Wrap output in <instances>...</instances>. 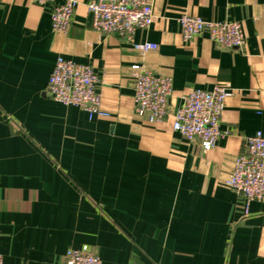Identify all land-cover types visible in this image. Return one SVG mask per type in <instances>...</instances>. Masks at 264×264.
I'll return each instance as SVG.
<instances>
[{
    "label": "crops",
    "instance_id": "obj_1",
    "mask_svg": "<svg viewBox=\"0 0 264 264\" xmlns=\"http://www.w3.org/2000/svg\"><path fill=\"white\" fill-rule=\"evenodd\" d=\"M0 0V255L2 264H63L89 245L101 264H264V200L228 185L244 138L264 132V0H153V20L132 37L92 28L78 4L67 31L53 4ZM240 21L244 41L222 48L206 34L184 41L181 13ZM152 42L142 52L135 43ZM88 64L107 117L51 99L57 56ZM141 71L169 76V114L134 111ZM223 86L215 145L204 150L172 129L194 88Z\"/></svg>",
    "mask_w": 264,
    "mask_h": 264
},
{
    "label": "built area",
    "instance_id": "obj_2",
    "mask_svg": "<svg viewBox=\"0 0 264 264\" xmlns=\"http://www.w3.org/2000/svg\"><path fill=\"white\" fill-rule=\"evenodd\" d=\"M43 5L55 0H34ZM77 0H63L50 10L51 27L65 32L70 27ZM153 0H91L86 4L92 15V28L106 34L131 38L137 28L152 23ZM184 41L206 34L222 48H238L245 35L240 21H213L198 15L181 13L177 18ZM142 52L156 50L152 42L135 43ZM264 58V55H263ZM97 77L88 64L57 56L48 77L49 97L64 105H74L86 111L89 118L107 117L97 91ZM134 111L149 123H158L169 114L172 81L169 76L141 71L133 82ZM232 91L223 86L211 89L194 88L173 110L172 129L187 141H197L204 150L211 149L227 131L219 129L225 100ZM230 188L241 197L245 213L251 201L264 200V132L256 131L244 138L242 151L236 154L228 179ZM0 264L2 257L0 255ZM63 264H101L99 255L87 244L69 247L63 254Z\"/></svg>",
    "mask_w": 264,
    "mask_h": 264
}]
</instances>
